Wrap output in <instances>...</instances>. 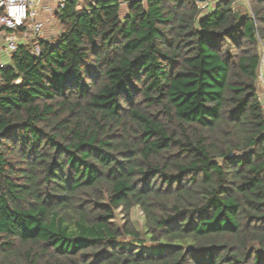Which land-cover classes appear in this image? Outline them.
<instances>
[{"label": "trees", "instance_id": "obj_1", "mask_svg": "<svg viewBox=\"0 0 264 264\" xmlns=\"http://www.w3.org/2000/svg\"><path fill=\"white\" fill-rule=\"evenodd\" d=\"M126 1L1 70L0 264H264V0Z\"/></svg>", "mask_w": 264, "mask_h": 264}, {"label": "built area", "instance_id": "obj_2", "mask_svg": "<svg viewBox=\"0 0 264 264\" xmlns=\"http://www.w3.org/2000/svg\"><path fill=\"white\" fill-rule=\"evenodd\" d=\"M69 1L70 0H0V73L2 68L11 63L12 57L18 50L20 44L29 45L30 52L34 55H39L41 53L40 42L47 39V34H49L47 31V19L44 18V13H47L52 20L57 21L58 13L60 10L66 8ZM195 1L203 11H207L214 7L219 0ZM120 2L127 5L126 0H120ZM243 2H247V0H243ZM77 3L80 9H89L97 5V0H77ZM239 4L240 1H235L233 3L235 8ZM57 23L60 24L59 20ZM63 32L64 28L62 27L58 35ZM263 66L264 44L262 47L258 80L259 87L264 89Z\"/></svg>", "mask_w": 264, "mask_h": 264}, {"label": "rangeland", "instance_id": "obj_3", "mask_svg": "<svg viewBox=\"0 0 264 264\" xmlns=\"http://www.w3.org/2000/svg\"><path fill=\"white\" fill-rule=\"evenodd\" d=\"M244 3H246V5L240 3L237 7L244 5L247 8H249V3L248 2H244ZM120 13L122 15H125L128 13V7L126 6V4L120 3ZM44 18L47 19V31L49 33L47 34V37L48 38L56 37L62 30L61 23L58 24L57 23L58 20L57 21L52 20V18H50V16L47 13L46 14L44 13ZM50 32H53V33H50ZM263 70H264V66H263ZM259 91L261 95L264 94V89L262 87H259ZM131 217H132V221L134 225L136 226L137 230L143 235L144 234V229H143L144 228V216H143L142 211L139 208H134L132 210ZM116 221L119 225L123 224V219L120 214H118ZM148 244H152V242L149 241Z\"/></svg>", "mask_w": 264, "mask_h": 264}, {"label": "crops", "instance_id": "obj_4", "mask_svg": "<svg viewBox=\"0 0 264 264\" xmlns=\"http://www.w3.org/2000/svg\"><path fill=\"white\" fill-rule=\"evenodd\" d=\"M127 6V5H126ZM262 99H263V101H264V94L262 95Z\"/></svg>", "mask_w": 264, "mask_h": 264}]
</instances>
